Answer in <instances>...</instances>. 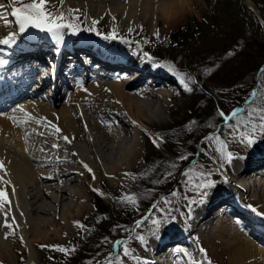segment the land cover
<instances>
[{
  "label": "bare ground",
  "instance_id": "1",
  "mask_svg": "<svg viewBox=\"0 0 264 264\" xmlns=\"http://www.w3.org/2000/svg\"><path fill=\"white\" fill-rule=\"evenodd\" d=\"M111 1L113 3L111 10L117 13L122 12L128 20L134 13L148 14L154 13L155 10L158 11V17L167 21L178 16L176 12L164 9L165 0ZM65 2L66 5L72 2L77 3L76 0ZM155 2L158 4L155 5ZM193 2L194 0H190V4ZM246 4L249 6L251 2L246 0ZM17 36L16 43L13 45L0 44V48L5 49L0 56L8 61L0 66V97L6 100L3 104H6L8 100L19 98L21 94L37 93L36 87L45 85L50 79L53 81L51 83L56 82V89L62 90L65 82L72 83L73 79L70 81L67 79L68 73H74L71 77H74L76 80L73 81L76 82H82L85 77L91 79L87 86L83 85L82 89L77 90L76 93L69 92L67 103L59 111L52 110L51 104L45 103L51 100L48 94L40 100L25 96L13 103L11 117L15 116L17 119L11 120L15 127L18 129L22 127L25 132L22 146L17 144L18 142L12 145L11 140L5 137V134L10 132V128L7 133H0L2 135L0 144H5L7 147V152H0V160L5 161L8 169L5 178L11 180L12 185L15 186L14 194L11 192L12 185L7 186L10 198L15 205L13 213L19 224L15 233L25 237L30 233L33 238L37 235L39 237L42 233V238H46L48 232L58 236L65 227L72 231L71 221L76 220L88 209L85 202L86 191L102 181V174L109 176L111 180L128 178L124 176V173L131 172L141 156L139 138L143 129L152 123L154 112H156L155 115L160 116L164 109H168L164 94L152 89L155 86L169 89L170 83L169 80L166 81L161 77L156 79L150 88L140 87L143 85L144 78L152 75L154 66L146 68L141 63L137 65L135 61L138 60H134L131 54L104 48L88 38L82 42L78 41L77 47L70 48L75 41L69 37H65L64 42L57 45L50 36L31 30L22 34L17 33ZM26 43L27 45H24ZM50 53L59 62L58 67L62 66L59 71L55 63L52 65L51 72L45 70L43 65L45 55ZM81 53L85 59L89 60L90 65L83 61ZM93 64L98 67V70ZM89 66L94 69L91 70ZM38 67L40 68L35 72ZM130 71L134 73V76L130 74ZM52 72L54 76L49 78ZM118 74H120L118 78L111 79ZM33 78L35 85L28 90L27 84ZM21 107L32 116L46 117L58 124L62 134L69 136L72 143L67 144L56 135L49 141L51 131L45 127L41 128L43 135H39L35 130L29 132L30 128L25 130L26 125L19 123L27 119L25 112L19 111ZM43 109L46 110L44 114L41 111ZM109 119L113 120L112 125L107 122ZM6 129L3 131L5 132ZM35 138L38 140L36 141ZM36 142H38L37 148L31 149ZM52 144H59L60 147L52 148ZM240 156L242 157L239 160L235 159L233 162L229 172L231 177L228 175L224 181L225 184L218 186L192 215V223L188 226V230L191 231L201 221L210 224L213 217L217 216L216 225L212 223L204 225L201 231L210 236L219 237L227 248L228 264H264V250L260 247L261 243L264 244V216L258 214L264 213V179L256 176L260 174L264 176V134L251 145L249 151L243 152ZM57 157L60 159L57 160ZM32 159L35 162H32ZM81 160L92 168L95 179H93V173H89L79 163ZM43 166L48 167L43 169ZM247 169L255 172L252 182L248 184L243 180ZM0 175L4 173L0 171ZM255 186H258V194L250 192L251 187L255 190ZM215 210L219 212L214 214ZM227 212H235L242 220L238 222L239 227L251 232L250 234L258 242L249 241L244 233L230 230L227 223H231L232 218L225 216ZM0 225H2V218H0ZM10 231L0 226V261H7L10 253L15 251L16 245L9 238L11 235L6 238V232ZM187 234L181 227H172L163 239L160 236H148L147 244H142L141 251L136 254L140 259L133 260L131 264H188L189 260L184 262L181 258H189L182 253L181 247L188 246ZM31 243L32 240L27 238L28 264H35L36 258ZM164 243L170 245L168 246L170 251L165 252ZM175 256L178 257L175 258ZM174 259L177 260L176 263Z\"/></svg>",
  "mask_w": 264,
  "mask_h": 264
},
{
  "label": "rangeland",
  "instance_id": "2",
  "mask_svg": "<svg viewBox=\"0 0 264 264\" xmlns=\"http://www.w3.org/2000/svg\"><path fill=\"white\" fill-rule=\"evenodd\" d=\"M65 1L66 0H64V6L62 10L65 12L66 16H70L69 9H80V12L77 13V15L81 16V19L83 20V25H84L81 31L75 35L66 32L65 37H69V39L71 40L74 39L75 41L70 45V48L77 47V45L79 44L78 41L82 42L83 40L88 38L92 40L93 42L97 43L98 45L104 46V48H112V49H116L117 51H121L123 53L131 54L134 60H138V61H135L137 65L141 63L143 64L142 66H145L146 68H150V67L153 68L152 66H154V63L170 62V63H174L181 70L182 69L187 70L188 72L191 73L193 77L196 78L199 72L198 70H193L194 67L191 66V63L189 59L187 58L185 51H188V50H191V52L199 51L201 49L202 42L203 44L206 43L212 46L213 42L215 43L220 42L219 36H225L224 33H228V37H226L223 40V42L226 41V43H230L229 45L227 44V46L229 47L227 48L229 50L231 49L232 51H235L237 48L240 47L238 45L240 38L248 40L252 36L253 32H254L253 34H255L262 42H264V14H262L261 9L256 5L254 0H249V2H251V5L249 6L248 4H246V0H194L193 4H191V7H189L190 9L187 8L188 10L186 9L180 12L178 16L176 15L177 17L175 19H172L169 21L163 19L162 17H158L157 10H155L154 13L151 12L148 14H140L138 12H137L138 14L134 13L133 17L129 18L130 20H128L127 17L123 16L122 12L117 13L116 11L113 10L114 11L113 12L111 10L112 5H113L111 0H87V1L86 0H76L77 3L72 2L71 4H68V5H66ZM99 1H101L102 7ZM8 2L9 0H1V3H5L6 5L8 4ZM23 2H30V0L28 1L23 0ZM54 4H58V0L54 1ZM154 4L157 5L158 2H155ZM17 6H18V3H17ZM8 10L10 11V8ZM213 15L217 16V18H220L221 24L223 22L225 23L226 29L222 27L223 30L221 33H206L204 32L202 28H199L198 30H196L197 32H199L201 29V31L197 33L198 38L194 37L192 39L191 37L190 39H187L186 41L181 39V42L184 44H181L182 45L181 46L180 44L175 43L176 45L173 46V48L169 49V51H171L170 56H169V52L167 49L169 48L168 40H169L170 35L177 28L179 27L185 28V30L188 32H194L192 28L197 29L196 27L198 24H200L199 26L203 27V23H200L199 20L202 21L205 18H210L211 20L213 19L215 21L217 18L215 19ZM113 17H115V20L112 19ZM125 18H127V20H125ZM8 19L13 20V18L10 15L8 16ZM92 19H97L99 21V24L96 27L101 33L107 34L115 27L119 34L125 37H130V39L134 41H140V48L137 49L134 44L133 45L125 44L121 42L120 40H105L103 36H98L93 31L85 30V28L91 26ZM152 21H153V24H152ZM227 26H229L230 28H227ZM130 27L134 29L132 33L128 32V29ZM141 27H142V30H141ZM189 27H191V29ZM238 28H240V30H238ZM29 30L35 33L39 32L36 29H29ZM156 30H159V33H160L159 39L155 35H153V33ZM13 31H17V25L14 22L11 24L5 25L2 21H0V39L8 37V35L12 33ZM229 31L232 33H230ZM238 31L239 33H237ZM18 34H22V33H18ZM43 34L46 36H49L46 33H43ZM187 35H189V33H185L183 38L184 39L187 38L186 37ZM180 36H181V33L179 34L178 37ZM200 36H202V38H199ZM77 38H80V40H77ZM143 38H147V40L150 42L144 43ZM24 45H27V43ZM180 48L182 50L177 51ZM221 48H222V44L220 45L219 43H217L215 49H217L218 51H221ZM206 49H208V47ZM150 50L155 51V53H152ZM143 52L149 53V55L154 58V61L146 60L142 55ZM236 54H237V50H236ZM214 55L221 57L222 54L217 55L215 53ZM224 55L222 57H224ZM45 56L46 57H45V61L43 64L45 67V70L50 71L53 68L52 67L53 63H55V66L57 67V71H59L62 68V66L58 67L59 62H57V59L53 57L51 53ZM81 57L83 58L84 62L89 63V60L85 59V56H82V53H81ZM232 58L236 59L235 54L232 56ZM242 61L244 60H241V62L239 63H237V61L236 62L234 61V63L240 66L239 69L240 71H242L239 75L241 76V78L238 79L236 84L234 85H232L229 82H223V81L211 80V81H208L207 83L206 80L204 81V79L198 78L197 80L198 85L207 94L213 97L212 99L213 104L215 103V105L220 110L222 109L227 110L229 107H231L230 105L231 103L226 102V100L230 102V100L233 99L232 101L233 103L235 102L236 98H240L241 94H242V97H245L246 94L249 93V90H248L249 87H248L247 81L244 80V79H247V77L245 76L249 72L248 71L249 66H246L245 62L243 63ZM67 62L68 60L66 61V63ZM231 64H232V60H229L227 63H225L224 65L225 70L218 67L217 76L215 77V80L217 77L221 78L222 75L227 74V72L230 71L229 69L231 67ZM94 65L95 64H93V66ZM39 68L40 67L36 68L35 72ZM89 68L91 70L94 68L98 70V67H95V66L94 68L92 66H89ZM53 72H55L54 69H53ZM53 72L49 75V78H53L54 76ZM157 73H160V74L158 75ZM130 74L134 76V73H132V71H130ZM119 75L120 74H118L117 76H113L111 77V79H116L118 78ZM236 75L238 74L236 73ZM71 76H74V73L73 74L68 73L67 79L69 81L72 79L73 80L75 79L74 77H71ZM161 77L165 78L166 81L169 80V83H170L168 84L169 89L160 88V87L155 86V88L152 90L164 94L163 95L164 101L168 109H164L161 112L160 116L155 115L156 112H154L152 114L153 117L151 116L152 123L150 124V126H147L148 128L145 127L143 129L142 134L139 138L140 145H141V148H140L141 156H140L138 164L131 170V172H129L132 174H136L137 170L142 167V164H144L145 155L147 153L148 148L150 147V144L154 148V150L158 151L161 154H165L166 157L169 158L171 161H176L177 157L180 155L192 153V150L190 148L189 149L186 148L187 150L180 152L181 150L179 149V147L183 145L179 146L178 134L176 133V129L175 128L172 129V127H170V124H173V119L181 118L183 113L188 111L190 107L189 93L182 88V86L178 82V79L171 72L168 71L167 67H155L154 66L152 75H147V77L144 78V81L142 82L143 85H141L140 87L150 88V86L153 85L155 80L160 79ZM34 78L33 80L31 79L29 83L27 84L28 90H31L33 85H35ZM73 80H72V83L69 82V84L65 82L64 85L62 86V90H58L55 87L56 82L53 84L51 83L53 82L52 79H50L49 82H47L45 85L41 87H36L35 90H37V93L34 91H33L34 92L33 94L27 93L23 95L22 97L17 98L15 100H12V101L8 100L6 104H3L6 100L3 99V97H0V105H1L0 107L1 109L0 110V127H1L0 133L1 134L7 133L8 128H10V132L5 134V137L11 140L10 143L12 145H16V142H18L17 144L23 145L24 144L23 138L25 136L24 135L25 132H23L22 127H19L20 129V132H19V129L15 127V124L11 120L12 104L15 103L16 101L21 100L25 96H29V97H32L33 99L40 100L41 97L43 98L44 95L46 96L48 94L51 97L52 102L51 100H47L45 101V103H47L48 105L51 104L52 110L59 111L67 103V94L69 92L76 93L77 90L82 89L83 85L87 86L91 82L90 77H85V80H83L82 82L81 81L76 82ZM254 83H255V87H253V89L260 92L261 95H264V71H261V72L257 71L256 79L254 80ZM48 88H49V92L46 93ZM216 89H217L218 94H224L222 97L223 101H221L219 99L220 97L218 96V94H216ZM236 92H239V93L236 94ZM170 95L172 97H169ZM256 99L257 101H259V97H257ZM239 102L240 100H238V102H236L235 104H238ZM238 107L240 106H235L230 110L232 111L233 109H237ZM41 111L44 114L46 110L43 109ZM204 114L206 116L207 112H205ZM34 117H37V116L34 115ZM107 122H110L111 123L110 125L114 123L113 120H110V119L107 120ZM221 125H222V121H220L216 129L207 132L205 135H203L202 138H200V140L197 142V149L196 151H194L195 152V155H193L194 157L192 156L189 157V159L191 158L190 162H192L193 164H190L189 162L187 164L188 167L194 165L198 171L212 173L210 179H212L215 182V184L212 188L207 190L208 195L204 201L208 199V197L214 192V190L218 186L225 184L224 181L228 178L227 177L228 175L231 177V174L229 172H230V169H232L234 160L235 159L239 160L242 157L240 155L243 152L249 151L251 145L256 143L262 137V134H264V132H260L258 130L255 133L254 142L251 144H248L246 141H242L239 138V136H237L235 139L230 136L222 137V138L227 139V148L225 151L226 152L231 151L233 154L232 160L228 161L225 158V156H222L218 151L213 150V144H208V143H205V141H203L204 140L203 138L205 136H208L210 133L219 129ZM25 128H26L25 130L30 128L29 132H31L30 130L32 131L36 130L38 128V125H36L35 120H31V121H28ZM41 128L42 127L39 128V132H41ZM4 129H6L5 132L3 131ZM224 129L225 128H223V132H225ZM145 130H147V132ZM227 131L225 133H227ZM19 133H21L22 135ZM1 134H0V137L2 138ZM150 134L151 135L160 134V136L163 137L164 142L161 144L159 148L154 146V144L152 143V140L150 139ZM168 134L170 135L175 134L174 135L175 137H172L174 139V143L176 144V147L174 149L172 147L171 149H169L170 142H169ZM53 136L54 134L50 133V136H49L50 138L48 137V140L51 141V139H53ZM35 140L37 141L38 138H35ZM37 144L38 142H36L35 145H32L31 149H33L34 147L36 149ZM1 146H0L1 147L0 152L1 153L5 151L7 152V147L5 146V144ZM215 147L218 148L219 145H215ZM32 162H35V160L32 159ZM180 162H183V161H180ZM47 167L48 166H43V169H47ZM183 171L181 172L180 178L178 179V181L173 182L171 186L169 185L170 188L158 194V196L151 202L152 204L153 202L157 201L160 198V196L163 194H166L167 196V194L170 193L173 189L177 190L179 193L175 197H169V199L175 202L178 207L177 213L174 214L172 211H170L171 215L174 216L175 219L169 220L167 223H165L160 228L156 236H160V238L162 237L163 239V237H165L170 232L172 227H181V229H183L184 231L188 233L186 236L188 246H181L182 253L185 254L189 251L188 253L191 252L192 254H195V257L197 259H202L203 254L199 253V249L202 247L203 249L206 250L207 260H210L212 264H228V251H227V248L224 247V244L219 239V237L212 236V235L210 236L208 235V233L201 231L204 225H211V223L212 225L213 224L216 225L217 223H215V220L217 219L216 218L217 216L213 217V220L211 221L210 224L209 223L206 224V223H203L204 221H201V223L197 225L196 227H193L191 231L188 230V226H190V224L192 223V220H191L192 215L197 211V209L202 204L197 203L196 205L193 206L194 211L191 214V216L187 215V212H188L187 201L184 202L185 205L181 206V204H179L180 197H182L183 194H184V197L186 196L193 200L198 201L200 199V193L198 191L191 190L190 187L185 186V183H184L185 178L182 175ZM253 173L255 172H252L250 171V169H247V174H245L246 176L245 178H243L245 183L248 184L252 182ZM261 175L262 174L256 175V176L264 179V176H261ZM133 183H134V180L131 178V176H128L126 180H123V179L111 180L109 176L102 174V181L96 184L95 187L93 188L91 187L89 188V190L86 191L85 202L87 203L88 209L85 210L82 213V215L80 214L74 221L82 222L81 219L83 217L90 216L93 213L94 201H96L97 197H100L102 201L106 205H109L111 209H114L112 207L114 203L122 204L121 202H118L116 197L120 196L122 192H128V189L132 186ZM122 184H123V187H121ZM167 184L168 183L163 181V185H167ZM257 187L258 186H255V190H254V187H251L250 192H253V193L255 192L256 194H258ZM93 189H99V192L93 191ZM183 206L185 207L183 208ZM161 207H164L163 202H161ZM148 210L146 211L144 215L148 213ZM216 210L214 214L219 212V210L217 212ZM225 216L232 218V222L227 223V226H229L230 230H233V231L236 230L239 233H244L245 235H247L246 237L248 238L249 241H253V242L257 241L250 234L251 232H248V230L244 231L241 227H239L238 222H241L242 220L235 212H227ZM112 217L116 218L115 215H113ZM139 219H141V217L135 220L134 219L131 220L127 214H124L123 215V220H124L123 225L125 227L133 228L134 222ZM74 221L73 222L71 221V224L73 225L72 231H69L65 227L58 236H55L52 232H48L49 236L47 235L48 237L46 236V238L44 237L42 238L43 233L40 234L41 236L39 235L38 237L37 235L34 238L31 236L30 233H28L27 237H25L24 235H21L20 233H15V235H11L9 238L16 245L15 251L13 250L10 253L11 258L9 257L7 261L5 260V262L4 261H0V262H2V264H28L27 238H29V240H32L31 245L33 247V252L36 258L35 264H56L57 261H60L63 259L64 257L63 253L59 252L58 250H53L51 248H41L40 245L67 244L69 239L77 235L79 232V228L74 224ZM152 229H153V225H152L151 220L149 219L146 224L141 226V229L139 231H141V233L145 235L146 238H148V236H152ZM119 232L120 234H123V231H119ZM18 236L19 237L23 236V238L25 237L24 238L25 241L23 240L22 242ZM119 238H122V236L118 237L117 239ZM130 246L132 247L135 255L142 249V243L139 241H135V240L131 241ZM168 246L170 245L164 243L163 248H165V252L170 251V247ZM260 247L262 250H264L263 243L260 244ZM108 253L109 252H107L106 255ZM113 254L115 255V253ZM177 257L175 256V258ZM181 258L183 259L184 262H187L188 260L192 259V256H189L188 259L183 258V257ZM173 261L174 263L177 262L176 259H174ZM131 262H133V259L130 256L127 258V264H131Z\"/></svg>",
  "mask_w": 264,
  "mask_h": 264
},
{
  "label": "snow or ice",
  "instance_id": "3",
  "mask_svg": "<svg viewBox=\"0 0 264 264\" xmlns=\"http://www.w3.org/2000/svg\"><path fill=\"white\" fill-rule=\"evenodd\" d=\"M18 3V6H17ZM64 6V0H58V4H54V0H30V2H23V0H9L8 4L0 3V21H2L5 25L15 23L17 25V31H13L8 35L7 38L0 39V44L10 46L16 43V36L18 33H26L29 29H36L41 33H46L50 36V38L57 44H61L65 40L66 32L71 33L73 35L77 34L81 31L83 25V20L80 15L77 13L80 12V9H69L70 16H66L65 12L62 10ZM10 8V11L8 10ZM11 16L13 20H9L8 16ZM115 20V17L112 18ZM99 21L97 19L91 20V26L85 28L87 31H93L98 36H103L105 40H120L121 42L129 45H135L137 49L140 48V41H134L130 39V37H125L118 33L117 29L114 27L109 33L104 34L101 33L97 29V25ZM142 30V27H141ZM134 31L133 28H129L128 32L132 33ZM153 35H155L158 39L160 37L159 30H156ZM144 43H149L150 41L147 38H143ZM5 49L0 48V53L4 52ZM143 57L146 60L154 61V58L149 55L147 52L142 53ZM8 63L6 59L0 56V66ZM155 67H167L168 71L171 72L177 79L182 88L187 92H192L194 87L197 85L198 81L195 77H193L190 73L185 72L179 69L174 63L170 62H159L154 63ZM211 69H205V73H209ZM264 71V68L261 69ZM87 91V89H85ZM259 97V101H254V98ZM119 102V101H117ZM246 103L249 105L247 109L237 108L233 109L230 113L226 114L223 110L217 109L219 117L222 118V125L228 131L227 133L223 132L222 129H217L216 131L210 133L208 136H205L203 139L205 143L213 144V150L218 151L222 156L228 161H231L233 158V154L231 151H225L227 148V139L222 138L225 136H230L232 138H239L242 141H246L248 144L254 142L255 133L259 130L260 132H264V95H261L257 90H253L250 96L247 98ZM21 112H25L23 107L19 109ZM246 114V116L244 115ZM25 116L27 119L19 121V123L27 125L28 121L35 120L38 128L35 130L40 135H43V132H39L40 127L48 128L52 134L56 135L58 139H62L67 144L72 143V139L67 135L62 134V129L58 126V124L54 123L51 120H48L46 117H34L31 113H26ZM12 120L16 121V117H11ZM232 121H236V123H232ZM135 123V122H133ZM197 122L192 120L189 122L186 127L191 131L193 125ZM215 127V125H212ZM244 127L246 131H241V127ZM86 127V125H85ZM147 132V130H145ZM28 135V133H26ZM150 139L154 146L159 148L161 144L164 142L163 137L160 134L151 135ZM215 145H219L218 148ZM52 148L58 149L60 147L59 144H52ZM42 151L44 149H41ZM73 155H77L73 153ZM190 154H183L177 157V160L174 162H170L168 167L175 169L178 167L180 161H185L189 159ZM60 158L57 157V160ZM79 163L86 169L89 173H93L92 168L89 167L87 163L83 160L79 161ZM0 171L4 173V175H0V218H2V226L5 229L11 230L10 232H6V238L9 235H15V230L19 227V224L16 222V216L13 213L14 202L10 198L8 187L12 185V181L6 179L8 169L6 167V163L4 160H0ZM147 172H141L139 174L132 173H124L125 177L131 176L133 180L138 179L139 177L146 176ZM174 175L172 171H165L163 173V179L171 178ZM182 175L184 176L185 186L190 187L191 190L198 191L200 193V199L193 200L188 197H185L187 200L188 212L187 215L191 216L194 211L193 206L197 203L203 204L206 199L208 192L207 190L212 188L215 182L210 179L212 173L198 171L194 165L186 168ZM93 179H95V175L93 173ZM153 184H160L161 180H153ZM123 187V184L121 185ZM93 191L99 192V189H93ZM152 191H155L153 189ZM12 194L15 193V186L12 185L11 188ZM179 193L177 190L173 189L167 196H161L159 200L153 202L150 205L148 213L141 217V219L134 222V227L129 228L122 226L120 224H116L113 226V230L123 231L126 235L122 238L116 239L114 242H111L112 251H110L105 257L97 258L94 257L92 260L88 262V264H127V258L132 257L133 260L140 259L137 257L132 247L130 246V241H139L142 244H147V239L145 235L139 231L141 226L146 224L147 220H151L153 229L152 236L155 237L160 228L167 223L169 220H174L175 217L171 215L169 210L172 201L168 197H175ZM102 195V193H101ZM135 192H122L120 196L116 197L118 202L124 203L129 207H134L137 211L139 210L140 204V196ZM161 202H163L164 207H161ZM256 211V209H253ZM158 214V215H157ZM261 216H264V213H258ZM22 216L23 213L21 212ZM74 224L81 230L86 231L88 226L81 221H74ZM135 233V235H133ZM66 235V234H65ZM19 239L23 242V236H20ZM110 238L105 236L102 238L101 243H109ZM41 248H51L53 250H58L61 253L66 255L71 254L76 251L74 246H66L60 244L54 245H40ZM115 253V255L113 254ZM199 253L203 254L202 259H197L195 254L185 253L184 255L192 256V259L188 261V264H212L210 260H207L206 250L202 247L199 249ZM2 264V262H0Z\"/></svg>",
  "mask_w": 264,
  "mask_h": 264
},
{
  "label": "trees",
  "instance_id": "4",
  "mask_svg": "<svg viewBox=\"0 0 264 264\" xmlns=\"http://www.w3.org/2000/svg\"><path fill=\"white\" fill-rule=\"evenodd\" d=\"M254 1L256 5L261 9L262 14H264V9H263L264 0H254ZM214 18L216 19L217 16H214ZM203 20L202 21L199 20L200 23H203V27L199 26L200 24H198L196 27L197 29L192 28L194 32H188L185 30V28L179 27L170 35L169 40H168L169 48H167L169 52V56L171 53L169 49L173 48V46L176 45L175 43L180 44V45L184 44L181 42V39L186 41L187 39H190L191 37L192 39L194 37L198 38L197 33H199L201 29L199 32H197L196 30H198L199 28H202L204 32L206 33H221L223 30L222 27L226 29L225 23L223 22L221 24L220 18H217L215 21L213 19L211 20L210 18H205ZM189 28L191 29V27ZM227 28H230V27L227 26ZM238 30H240V28H238ZM180 33H181V36L178 37ZM182 33L184 34L189 33V35H187L186 36L187 38L184 39L183 38L184 34ZM237 33H239V31ZM253 33H252V36L248 40L240 38V41L238 42V45L240 47L236 49L237 54H236V50L232 51L231 49L230 50L228 49L229 47L227 46V44L229 45L230 43H226V41L223 42V40L226 37H228V33H224L225 36H219L220 42H217V43H219L220 45L222 44L221 51H218L217 49H215L216 44H217L215 42L212 43V46L206 43L203 44L202 42L201 49L197 52H191V50H188V51L184 50L187 58L189 59L191 63V66L194 67L193 70H198L199 72L198 76L196 77V80H198V78L204 79V81L206 80L207 83L208 81L214 80V81L229 82L232 85H234L236 84L237 80L241 78V76L239 75L242 72L239 69L240 66L234 63V61L235 62L237 61V63H239L241 62V60H244L242 62L243 63L245 62V65L249 66L248 67L249 72L245 76L247 77V79H244L247 81V84L249 87L247 88L249 90V93L246 94L245 97H242V94H241L240 98H236L235 102L233 103H232L233 99H231L230 102L226 100V102L231 103L230 104L231 107H229L227 110H224L221 108L225 113H228L230 109H232L233 107L240 106L245 102L246 98L251 94L252 89L255 86L254 80L256 79V73L260 65L264 63V42H262ZM199 38H202V36H200ZM207 47L208 49H206ZM180 50L182 49L180 48L177 51H180ZM150 51L152 53H155V51L153 50H150ZM215 53L217 55H221V54L222 55L221 57L215 56L214 55ZM234 54L236 56V59L232 58ZM223 55L224 57H222ZM229 60H232L231 67L229 69L230 71L227 72V74L222 75L221 78L217 77L215 80V77L217 76L218 67L225 70L224 65ZM205 69H211V71L206 74ZM183 71L188 72L187 70H183ZM236 73L238 75H236ZM188 93L190 97L189 110L183 113L181 118L173 119V124H170V127H172V129L173 128L176 129V133L178 134L179 146L180 145L184 146V147L183 146L179 147V149L181 150L180 152L187 150L186 148L188 149L190 148L192 150V153H190L189 157L191 156L194 157L193 155H195L194 151H196L197 149V142L207 132L216 129L220 121H222V118L219 117V114L217 111L218 107L215 105V103L213 104L212 102L213 97L207 94L198 85V83L194 87L193 91L188 92ZM238 93L239 92H236V94ZM216 94H218L217 89H216ZM223 95L224 94H218V96L220 97L219 99L221 101H223L222 100ZM238 100H240V102L238 104H235L236 102H238ZM254 101H257V99L254 98ZM248 107L249 105L245 103L243 108L247 109ZM205 112H207L206 116L204 114ZM244 115L246 116V114ZM192 120H195L197 123L191 126L192 130L189 131L186 125H188L189 122ZM232 123L235 124L236 121H232ZM212 125H215V127H213ZM223 128H224L223 125H221L219 129L223 130ZM240 130L242 132L246 131L243 126L241 127ZM224 131L226 132L227 129L225 128ZM174 135L175 134H172V135L168 134V138L170 142L169 149H171V147L173 149L176 147V144L174 143V139L172 138V137H175ZM190 159L185 160L183 162H179L178 167L175 169L169 168L168 167L169 163L174 162V161H171L169 158H167L165 154H161L158 151L154 150V148L150 144V147L148 148L147 153L145 155L144 164H142V167L139 168L136 173V174H139L141 172H147V175L139 177L138 179L134 180V183L128 189V192L130 193L135 192L138 195L143 194L142 196H140L141 202L139 204V210L137 211L134 207H129L124 203L122 204L114 203L112 205L114 209H111L109 205H106L100 197H97L96 201H94L93 213L90 216L83 217L81 219L82 223L88 226L87 230L84 231V230L79 229L78 234L72 237L71 239H69L67 244H64L70 247L74 246L76 248V251L68 255L63 253V256H64L63 259L60 261H57L56 264H88V262L92 260L94 257H97V258L105 257L106 253L112 250L111 242H114L115 239H117L120 236L124 237L126 235L124 232L123 234H120L119 230H113V226L116 224H120L124 226L123 225L124 224V220H123L124 214H127L131 220L132 219L135 220L143 216L146 213V211L149 209L148 207H150L151 202L158 196V194L170 188L173 182L178 181V179L180 178L181 172L188 167L187 165L188 162L190 164H193L192 162H190ZM165 171H172L174 175L171 178L163 179V173ZM153 180H161V183L153 184L152 183ZM163 181H165L168 184L163 185ZM153 189H155V191H152ZM163 196H166V194H163ZM185 197H184V194L182 195V197H180L179 204H181V206L185 205L184 202L187 201ZM184 207L185 206H183V208ZM169 210L172 211L174 214L177 213L178 211L177 204L172 201V204ZM113 215H115L116 218H113L112 217ZM134 234L135 233H133V235ZM105 236H108L110 238L109 243H101L102 238Z\"/></svg>",
  "mask_w": 264,
  "mask_h": 264
},
{
  "label": "clouds",
  "instance_id": "5",
  "mask_svg": "<svg viewBox=\"0 0 264 264\" xmlns=\"http://www.w3.org/2000/svg\"><path fill=\"white\" fill-rule=\"evenodd\" d=\"M191 7L190 0H165L164 9L179 14Z\"/></svg>",
  "mask_w": 264,
  "mask_h": 264
},
{
  "label": "water",
  "instance_id": "6",
  "mask_svg": "<svg viewBox=\"0 0 264 264\" xmlns=\"http://www.w3.org/2000/svg\"><path fill=\"white\" fill-rule=\"evenodd\" d=\"M264 67V63L259 67V71ZM238 108H242V106L238 107Z\"/></svg>",
  "mask_w": 264,
  "mask_h": 264
}]
</instances>
